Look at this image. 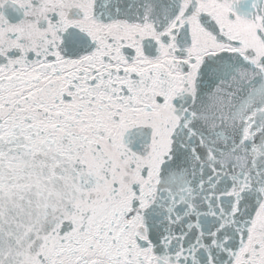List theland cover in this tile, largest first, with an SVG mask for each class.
Masks as SVG:
<instances>
[{
	"label": "snow or ice",
	"instance_id": "6c2138e0",
	"mask_svg": "<svg viewBox=\"0 0 264 264\" xmlns=\"http://www.w3.org/2000/svg\"><path fill=\"white\" fill-rule=\"evenodd\" d=\"M0 264H264V0H0Z\"/></svg>",
	"mask_w": 264,
	"mask_h": 264
}]
</instances>
